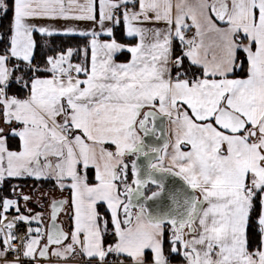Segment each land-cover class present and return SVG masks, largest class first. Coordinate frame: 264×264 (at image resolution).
Returning a JSON list of instances; mask_svg holds the SVG:
<instances>
[{
    "label": "snow or ice",
    "instance_id": "snow-or-ice-1",
    "mask_svg": "<svg viewBox=\"0 0 264 264\" xmlns=\"http://www.w3.org/2000/svg\"><path fill=\"white\" fill-rule=\"evenodd\" d=\"M5 20L0 264H264V0Z\"/></svg>",
    "mask_w": 264,
    "mask_h": 264
},
{
    "label": "trees",
    "instance_id": "trees-1",
    "mask_svg": "<svg viewBox=\"0 0 264 264\" xmlns=\"http://www.w3.org/2000/svg\"><path fill=\"white\" fill-rule=\"evenodd\" d=\"M6 25H7V21L6 20L0 22V30H3V28L6 27ZM53 39L55 40V42L57 44H60V43L74 44V43H76V41L74 39H71V38L54 37Z\"/></svg>",
    "mask_w": 264,
    "mask_h": 264
}]
</instances>
